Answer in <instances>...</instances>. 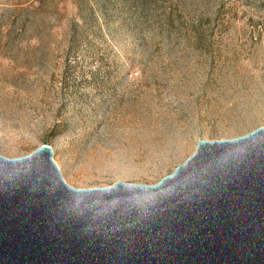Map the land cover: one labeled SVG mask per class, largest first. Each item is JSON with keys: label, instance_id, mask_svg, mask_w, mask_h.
I'll list each match as a JSON object with an SVG mask.
<instances>
[{"label": "rangeland", "instance_id": "374dc122", "mask_svg": "<svg viewBox=\"0 0 264 264\" xmlns=\"http://www.w3.org/2000/svg\"><path fill=\"white\" fill-rule=\"evenodd\" d=\"M103 1L82 24L73 0H0V155L47 144L71 187L152 185L264 125V0Z\"/></svg>", "mask_w": 264, "mask_h": 264}, {"label": "water", "instance_id": "95a60500", "mask_svg": "<svg viewBox=\"0 0 264 264\" xmlns=\"http://www.w3.org/2000/svg\"><path fill=\"white\" fill-rule=\"evenodd\" d=\"M52 157L0 155V264H264V125L152 185L74 188Z\"/></svg>", "mask_w": 264, "mask_h": 264}, {"label": "trees", "instance_id": "16d2710c", "mask_svg": "<svg viewBox=\"0 0 264 264\" xmlns=\"http://www.w3.org/2000/svg\"><path fill=\"white\" fill-rule=\"evenodd\" d=\"M74 3L76 4L77 8H78V11L80 13V16H79V20L77 21H82L81 23L84 24L86 22V18L88 15H90V12L93 14L94 12H92L93 10L90 9V7H88L87 5V1L88 0H73ZM101 1V4L99 6V10L102 12L103 9H104V3L105 1L103 0H99ZM85 13V14H84ZM74 27L77 28H81L83 27L82 25H78L77 23L74 24ZM74 35V34H73Z\"/></svg>", "mask_w": 264, "mask_h": 264}]
</instances>
